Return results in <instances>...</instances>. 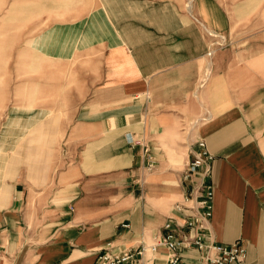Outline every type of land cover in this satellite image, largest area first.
I'll return each mask as SVG.
<instances>
[{
    "label": "crops",
    "instance_id": "crops-1",
    "mask_svg": "<svg viewBox=\"0 0 264 264\" xmlns=\"http://www.w3.org/2000/svg\"><path fill=\"white\" fill-rule=\"evenodd\" d=\"M48 6L27 25L50 28L31 41L18 24L14 40L41 67H17L6 89L0 264H95L106 250L148 249L170 218L192 213L174 208L190 194L183 174L199 141L214 157L205 242L238 243L245 264H264V0ZM28 89L37 96L13 93ZM179 253V264H205L194 248ZM145 255L131 264L168 262L163 247Z\"/></svg>",
    "mask_w": 264,
    "mask_h": 264
},
{
    "label": "built area",
    "instance_id": "built-area-1",
    "mask_svg": "<svg viewBox=\"0 0 264 264\" xmlns=\"http://www.w3.org/2000/svg\"><path fill=\"white\" fill-rule=\"evenodd\" d=\"M210 55L212 52L209 53ZM146 153H149L145 146ZM213 155L207 150L205 141L196 144L195 151L187 163L183 179L190 183V194L182 203L176 204L174 210L192 212L180 222L170 218L164 226V233L157 242L148 247H141L121 253L106 250L98 256L95 264H131L143 260L149 251L156 253L160 248H165L168 255L167 264H179L181 261L180 249H196L203 254L205 264H245L247 259L246 249L240 244L219 245L211 241L205 242L206 229L211 225L214 214V187L210 180L211 162ZM148 171L156 169L155 159L148 156ZM191 230L194 232L190 234Z\"/></svg>",
    "mask_w": 264,
    "mask_h": 264
},
{
    "label": "rangeland",
    "instance_id": "rangeland-1",
    "mask_svg": "<svg viewBox=\"0 0 264 264\" xmlns=\"http://www.w3.org/2000/svg\"><path fill=\"white\" fill-rule=\"evenodd\" d=\"M48 2L49 0H0V128L7 119V102L12 94V90L7 92L6 89L10 84L11 86L12 84L15 86V83L20 82L19 77L15 75L17 73V67L19 70H22L25 75L36 74L41 67L40 65L36 66L39 60H37L33 54H27L26 52L17 50L18 47L20 48V45H22L17 42V40L14 41L18 38L16 37L19 29L18 24L26 23L23 34L21 35L22 38L27 40L31 39V41L34 40V38L38 37L40 32H43L46 28H50V26L48 24H40L37 26L30 24L28 26L27 24L32 22L33 18L49 16L50 9ZM14 7H17L18 10L14 11ZM8 40H10L11 43L8 42ZM8 44L9 46H7ZM24 44L29 43H23V45ZM14 52L17 53L16 58V53L13 54ZM33 63H35V65H33ZM10 70L13 72V76L11 75L12 79H10ZM19 70L18 72H20ZM37 91L38 90L35 89H28L24 91H13V93L21 98V95L26 92L28 99H32L37 96ZM50 95L54 97V93L51 91ZM30 101L32 102V100Z\"/></svg>",
    "mask_w": 264,
    "mask_h": 264
},
{
    "label": "bare ground",
    "instance_id": "bare-ground-1",
    "mask_svg": "<svg viewBox=\"0 0 264 264\" xmlns=\"http://www.w3.org/2000/svg\"><path fill=\"white\" fill-rule=\"evenodd\" d=\"M191 6V5H190ZM14 11L18 10L17 7L13 8ZM15 13V12H14ZM33 65H35V63H33ZM37 66V65H36Z\"/></svg>",
    "mask_w": 264,
    "mask_h": 264
}]
</instances>
